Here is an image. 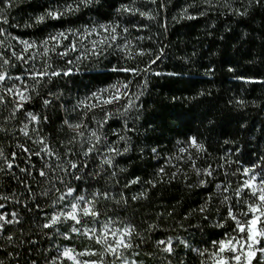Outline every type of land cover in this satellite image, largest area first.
<instances>
[{
	"label": "snow or ice",
	"instance_id": "snow-or-ice-1",
	"mask_svg": "<svg viewBox=\"0 0 264 264\" xmlns=\"http://www.w3.org/2000/svg\"><path fill=\"white\" fill-rule=\"evenodd\" d=\"M106 2L49 0L21 23L13 12L23 0H0V137L12 141L8 147L0 142V250L5 257L0 264H21L22 260L40 264L41 259L43 264H264V149L253 155L236 139H224L222 144L216 142L223 154L214 156L199 132H185L184 139L173 145L175 154L164 158L165 164L155 168L152 179L123 176L127 172L118 158L134 151L132 133H139L142 98L150 91L151 78L177 73L153 68L167 55L166 46L153 51L144 45L150 36H131V29L142 30L136 17L149 23L157 19L158 11L147 5H158V0H118V6L109 5L114 14L103 22L95 19L63 26L82 9ZM256 9L264 12V0H192L173 20L196 21L212 10L244 18ZM13 29L44 34L35 40L21 39ZM112 56L115 64L109 59ZM138 58L144 67L133 66L131 62ZM103 61L108 64L100 78L102 86H86L83 95H66L71 91L66 86L86 62L95 69ZM228 71L243 84L264 86V80L235 74L233 68ZM203 75H215L211 65ZM207 94L198 93L200 97ZM228 103L237 108L255 105L243 97H232ZM49 112L57 116L63 112L64 117L57 121ZM240 128L247 133L243 124ZM138 151L142 158L144 149ZM160 151L150 147L151 158L159 161ZM201 159L204 166L199 165ZM173 160L185 161L189 171L177 167L170 173ZM189 173L196 179L187 187L213 188L197 208L187 210L178 227L186 231L187 225L197 232L212 228L215 235L204 239L202 234L193 244L182 234H173L166 221L174 218L175 207L157 212L142 224L119 218L117 209L149 200L150 189L164 183L165 177L171 183L178 174L190 179ZM217 176L223 177L222 182H217ZM232 177H237L235 183ZM13 181L19 186L16 190H2ZM137 185H142L140 190L128 196ZM193 215L204 223L193 225ZM26 222L34 226L38 237L49 243L59 238L62 243L54 250L37 248L39 241L23 228ZM78 239L83 242L79 249L70 246ZM25 244L30 246L27 259L16 251Z\"/></svg>",
	"mask_w": 264,
	"mask_h": 264
},
{
	"label": "trees",
	"instance_id": "trees-1",
	"mask_svg": "<svg viewBox=\"0 0 264 264\" xmlns=\"http://www.w3.org/2000/svg\"><path fill=\"white\" fill-rule=\"evenodd\" d=\"M48 2L49 0H32L31 3H22L13 12V17L22 23L29 13L34 9L42 10L40 5H46ZM51 2L55 3V0H51ZM190 2L192 0H158V5L163 3L166 6L147 5L148 8L158 11L159 15L155 21L149 23L142 21L139 17L135 18V21L139 22L138 28L142 30L131 29L132 37L137 34L150 36L151 40H145L144 45L153 51L166 46L167 55L153 65V68L165 74L175 72L177 75L151 78L150 91L142 98L144 111L143 118L139 122V133H132L134 151L122 159L118 158L121 166L128 167V172L123 176L139 175L144 179H152L155 168L165 164L164 158L169 153L175 154L176 150L173 145L177 139H184L182 133L185 132H199L201 139L209 144L214 156L223 154L216 142L222 144L224 139H236L242 149L246 145L247 151L252 152L253 155L256 150L264 149V135H262L264 111L251 106L237 108L228 103L232 97H243L250 102L259 103L260 109H264V86L243 84L234 79V74L228 71L229 68H233L235 74L242 73L256 80H264V70L258 67L264 64V12L256 9L253 11L254 19H249L230 14L221 15L222 10H212L206 18L199 17L196 21L181 20L177 22L173 20L181 8ZM110 4L118 6V0H107L102 7L94 5L91 8L82 9L81 13L70 17V22H65L63 26H79L95 19H100L103 22L105 17L114 14L113 9L109 7ZM56 27L59 28L61 25L57 23ZM12 31L13 34H19V38L28 40H35L44 34L32 29H13ZM47 31H52V29L48 28ZM193 52L197 55L188 64H184L182 60L176 58L192 56ZM109 59L113 64L117 62L115 56ZM144 59L147 60L146 57ZM253 60L256 61V65L250 63ZM131 63L133 66L137 64L140 67L145 66L139 58ZM107 64L108 61H103L101 65H97L93 69L92 64L86 62L82 71L75 76L74 82L66 86L71 90L66 95H83L87 90L86 86H102L100 78L103 68ZM209 65L214 69L215 75L206 77L203 73ZM120 78H123V74ZM112 79L115 80L116 77L113 76ZM134 90L135 87H133ZM200 91L210 94L200 97L198 95ZM193 96H197L195 101L191 99ZM48 114L57 121L64 117L63 112H60L59 116L55 112ZM209 117L214 119L215 123L205 130L206 120ZM245 123H247V133L240 128V125ZM151 126H154V129ZM113 127L118 126L113 125ZM49 131H54V129ZM109 138L114 139V137ZM0 142L5 147L12 143L6 137H0ZM152 146L161 150L159 161L151 158L150 147ZM141 147L144 149L142 158L138 151ZM172 164L173 166L168 168L170 173L175 172L177 167L182 168L183 172L189 171L188 165L183 160H173ZM204 164L205 160L201 159L199 165L204 166ZM189 175L190 179L185 180L182 174H178L171 183H168L167 177H165L164 183L155 189H150L149 200L142 201L140 204H131L130 202L127 209H117L120 212L119 218L127 217L134 219L137 224H142L143 221L154 218L157 212L172 211L175 207L174 218L166 221L170 230H175L173 234H182L192 240L193 244L198 243L202 234L204 239L215 235L216 230L212 228H204L197 232L195 228H188L187 225H185L186 231L178 227V222L183 219V215L187 214V210L197 208L213 188L212 185H209L208 191H205L198 187H187L186 185L194 183L196 179L191 173ZM123 176L120 178V184L124 182ZM4 179L6 182L7 178ZM231 179L235 183L237 177ZM216 180L222 182L223 177L217 176ZM18 187L13 181L11 184L6 183L2 190L7 192L9 188L16 190ZM141 187L142 185L135 186L127 192V195L131 196L133 191H139ZM111 207L115 208L114 205ZM40 215L43 216L44 213H40ZM215 218L213 217V219ZM191 223H196V220L191 219ZM200 223L204 222L200 221ZM161 226L163 227L164 224L162 223ZM23 228L26 233H32V239L39 241L36 247L41 250L45 248L54 250L57 243H62L59 238L49 243L43 236L38 237L31 223L26 222ZM192 233L195 235L193 236ZM81 243L83 242L78 239L70 246L79 249ZM200 246L204 247L202 244ZM26 249L30 250V246L27 244L18 247L16 251L23 253L24 259H27L28 251ZM4 258L3 250H0V259ZM21 264H23V260ZM40 264H43L42 259Z\"/></svg>",
	"mask_w": 264,
	"mask_h": 264
},
{
	"label": "clouds",
	"instance_id": "clouds-1",
	"mask_svg": "<svg viewBox=\"0 0 264 264\" xmlns=\"http://www.w3.org/2000/svg\"><path fill=\"white\" fill-rule=\"evenodd\" d=\"M23 2L26 3V2H28V0H23ZM246 2H247V0H245V3ZM248 18L249 19H254L253 12L251 13L250 17H248ZM181 57H187V60H182V61H183L184 64H188L189 62L192 61V59H193L194 56L193 55L192 56H187L186 55V56H181ZM181 57H176V58L177 59H180ZM250 63L253 64V65H256V61L255 60L250 61ZM258 67H260L261 70H264V64L259 65ZM249 106L254 107V108H257L260 111H264V109H260L259 103H256V102H255V105H252L251 104V105H248L247 107H249ZM209 121H212V123L210 124ZM214 123H215V120L214 119H212L211 117L207 118V120H206V129L205 130H207L208 128H210V126H212ZM151 127H153V129H154V126H151ZM244 127L247 128V123L244 124ZM237 142H239V141H237ZM125 170H126V172H128V167H125ZM192 219H195L196 220V223H194L193 225H201L200 220L195 215H193ZM201 230H203V228Z\"/></svg>",
	"mask_w": 264,
	"mask_h": 264
}]
</instances>
